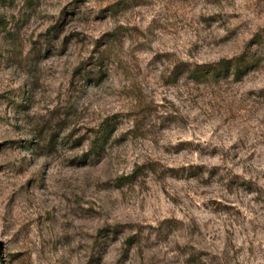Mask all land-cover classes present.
<instances>
[{
    "label": "rangeland",
    "instance_id": "obj_1",
    "mask_svg": "<svg viewBox=\"0 0 264 264\" xmlns=\"http://www.w3.org/2000/svg\"><path fill=\"white\" fill-rule=\"evenodd\" d=\"M0 264H264V0H0Z\"/></svg>",
    "mask_w": 264,
    "mask_h": 264
},
{
    "label": "trees",
    "instance_id": "obj_2",
    "mask_svg": "<svg viewBox=\"0 0 264 264\" xmlns=\"http://www.w3.org/2000/svg\"><path fill=\"white\" fill-rule=\"evenodd\" d=\"M221 66H223V68L225 69V70H227V69H229V66H230V62L229 61H226V60H223V61H221V64H220ZM237 67V69H236V74H241V72H243L242 71V69H241V66H240V63H237V65H236ZM219 72L220 71H216V73L215 74H219ZM192 74H193V76L195 77V78H202V77H207V76H209V74H211V70H208V72H207V70L205 71L204 70V68H202V66L201 67H199L197 70H194V71H192ZM96 141V140H95ZM130 242H133L132 241V239L130 240Z\"/></svg>",
    "mask_w": 264,
    "mask_h": 264
}]
</instances>
